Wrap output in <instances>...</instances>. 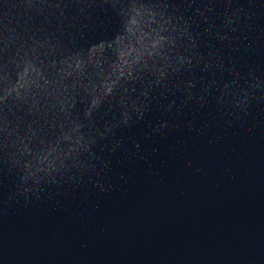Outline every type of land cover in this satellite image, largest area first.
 <instances>
[{"label": "water", "instance_id": "95a60500", "mask_svg": "<svg viewBox=\"0 0 264 264\" xmlns=\"http://www.w3.org/2000/svg\"><path fill=\"white\" fill-rule=\"evenodd\" d=\"M0 264H264V0H0Z\"/></svg>", "mask_w": 264, "mask_h": 264}]
</instances>
